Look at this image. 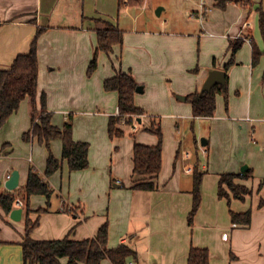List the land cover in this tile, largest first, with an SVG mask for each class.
I'll use <instances>...</instances> for the list:
<instances>
[{"label": "crops", "instance_id": "0c3cea01", "mask_svg": "<svg viewBox=\"0 0 264 264\" xmlns=\"http://www.w3.org/2000/svg\"><path fill=\"white\" fill-rule=\"evenodd\" d=\"M153 1L146 0L140 9L125 8L127 19L122 21L120 15L99 13L103 8L91 0H0V70L29 53L38 27L44 28L38 41L37 99L40 102L46 94L52 123L58 128L72 116L74 140L90 146L88 168L73 172L63 161L61 139L54 140L50 149L37 140L25 141L32 112L29 100L23 101L0 128V194L7 190L5 182L14 171L20 174L18 188L27 185L32 168L43 177L52 153L62 167L48 179L51 204L45 196L31 198L30 219L39 221L33 239H91L107 222L109 248L126 244L137 252L138 259H130L129 264H188L191 247L208 249L211 264H264V55L253 64L254 45L264 51L259 26L264 0H252L251 12L237 0H205L207 13L202 20L200 3L199 10H191L188 2L197 0H184L175 13L191 10L190 22L180 25L173 20V28H168L169 20L156 23L151 16L142 23ZM222 2L224 8L219 7ZM158 11L162 17L166 8ZM105 21L124 31L123 44L110 54L101 52L97 69L89 75L98 31L106 28ZM238 39L243 43L233 57L232 43ZM232 57L235 64L226 73L227 97L217 95L214 117L194 118L187 97L202 91L212 70L225 71ZM117 72L132 74L143 88L135 102L145 115L129 126L132 132L120 124L125 137L111 139L109 123L119 114V95L107 92L104 83ZM152 120L161 124L164 133L163 168L154 191L137 190L132 188L134 146L158 144V137L149 131ZM190 124L193 153L173 136L175 125L184 129ZM202 138L207 145L202 146ZM197 162L205 175L201 207L190 226L194 184L190 176ZM249 170L252 178L237 181L251 190L250 196L243 201L231 195L219 197L221 175H243ZM47 207V212H37ZM231 211H251V225L234 223ZM0 214V264H24L26 210L20 221L1 207ZM101 264L112 263L106 259Z\"/></svg>", "mask_w": 264, "mask_h": 264}, {"label": "trees", "instance_id": "16d2710c", "mask_svg": "<svg viewBox=\"0 0 264 264\" xmlns=\"http://www.w3.org/2000/svg\"><path fill=\"white\" fill-rule=\"evenodd\" d=\"M146 0H118L119 11L127 7L137 8ZM236 4L251 12L254 4L252 0H237ZM226 2L219 4L224 8ZM106 28L98 31V46L88 69L91 75L98 67V56L101 52L110 54L115 46L122 45L124 31L105 21ZM260 30L264 39V10L260 9ZM45 29L38 27L37 34L27 54L19 55L12 66L7 70H0V126L5 125L15 114L23 101L29 100L33 107L31 130L23 135L25 141L37 140L45 144L49 149L54 140L63 142V161H67L71 171H83L89 166V143L77 142L73 138V118L65 123L63 128H58L52 123V113L47 108L46 94L41 97V113L37 115L39 107V56L38 41ZM243 41L238 39L232 43L233 57L241 48ZM264 55L257 45L253 49V64L257 65ZM232 59L225 65V72L235 64ZM197 71V70H195ZM228 78V77H227ZM139 85L130 73L117 72L104 83L107 92H117L119 95V114L110 118L109 136L111 139L123 138L126 133L120 127L123 120L126 125H133L136 120L145 115V111L138 107L135 98ZM227 85L216 86L210 92L197 91L187 97V101L193 107L194 118H211L217 110V95H228ZM153 121V120H152ZM150 132L158 137L156 146H146L136 143L134 146V170L135 178L133 189L154 191L157 186L155 179L163 168V133L161 124L153 121ZM62 167V162L52 153L47 160L45 175L42 177L35 168L30 170L27 185L14 191L6 190L0 194V207L6 215H10L15 209L16 203L22 201L26 210L25 227L26 234L22 243L24 264H101L108 259L112 264H129L130 259H138L137 252L126 244H120L117 248H109V224L106 222L99 230L96 237L85 240H73L70 236L58 240H35L33 231L39 221L30 219V201L32 196L41 195L51 204L53 190L48 179ZM205 172L201 170L197 162L193 172V207L188 217V223L193 226L202 202V182ZM253 177L252 171L243 175L223 174L219 182V197L244 200L252 194L246 186L238 183V179L248 180ZM49 209H39L42 214ZM74 215H78L75 209L65 208ZM251 211L235 213L231 211L232 221L238 225L249 227L251 225ZM1 218V214H0ZM188 264H211L210 251L206 248L191 247Z\"/></svg>", "mask_w": 264, "mask_h": 264}, {"label": "rangeland", "instance_id": "374dc122", "mask_svg": "<svg viewBox=\"0 0 264 264\" xmlns=\"http://www.w3.org/2000/svg\"><path fill=\"white\" fill-rule=\"evenodd\" d=\"M91 1L94 4L99 5V7L103 8L102 11L99 12L102 15L106 16V14H107L108 17L112 16V17H115V18H117L120 15V16H122V21H123V19H127L125 8L123 10L119 11L118 4H117L118 0H91ZM162 1L164 3L162 5H160L159 7H157L156 9H154V5L157 4V3H162ZM200 2H201V0H197L196 2L189 1L188 5L191 8V10L192 9H197L198 8V4ZM183 3H184V0H154L153 4H151L152 6L150 7V9L147 10L146 13L144 14V16L142 18V20H143L142 23H144V21L147 20V18L150 17V16L155 20L156 23L160 22L161 20H169L170 23L168 24V28H173V24H172L173 20L176 23H179L180 25L185 24L187 21L190 22L191 10H190V12H181V14H176L175 13V8H178V6H183ZM137 8L140 9L141 6H139ZM137 8L134 7L132 9H137ZM159 8H166V12L164 13V15L162 17H158L157 11H158ZM198 10H199V8H198ZM109 11H110V13H107ZM193 17H195V16L193 15ZM200 18L202 20V17H200ZM128 19H130V18H128ZM145 22H147V21H145ZM151 23L153 24L152 21H150L149 24L151 25ZM28 105H29L31 111L33 112V107L30 104V102H29ZM39 107L40 108H38L37 115H40V113H41V100L39 102ZM134 123L138 124V122H136V121ZM144 123H142V124L139 123V126L143 127ZM192 125L193 124H190L189 128L186 127L184 129H183V127H180V129H179V127H177L178 125H175L174 126L175 128H173V136H174L175 140H177V141H179L181 143L183 142V146H184V148H186L185 151L189 152L192 149V153H193L194 152V137L192 135V129H191ZM3 126H0V128H2ZM129 126L130 125L126 126V132L127 133H129V131H131V128H130L131 126L130 127ZM194 128H195V132H196L197 129L199 128L198 122H195ZM167 130L169 132V127L168 126H167ZM162 133H163V129H162ZM132 136L134 137V135H132ZM132 136L128 134L127 137H132ZM166 138H167V136H166ZM200 150L201 151H200V155H199L200 157L199 158H202V154L204 152H203V149H201V147H200ZM192 176L193 175H191L190 177L192 178Z\"/></svg>", "mask_w": 264, "mask_h": 264}, {"label": "water", "instance_id": "95a60500", "mask_svg": "<svg viewBox=\"0 0 264 264\" xmlns=\"http://www.w3.org/2000/svg\"><path fill=\"white\" fill-rule=\"evenodd\" d=\"M158 14H160L159 11H158ZM217 85H220V86L226 85V72L224 70H219V69L212 70L209 73V76L203 85L202 91L210 92ZM141 92H143V88L138 87L137 93H141ZM139 122H141V118H139ZM201 144L202 146L207 145V142L204 138H202ZM242 171L245 172L246 167H244ZM19 180H20L19 172L14 171L10 175L9 179L5 182V187L7 188V190H10V191L16 190L19 187ZM10 215L14 221H20L23 215V208L18 207L14 209Z\"/></svg>", "mask_w": 264, "mask_h": 264}, {"label": "built area", "instance_id": "2783aa9c", "mask_svg": "<svg viewBox=\"0 0 264 264\" xmlns=\"http://www.w3.org/2000/svg\"><path fill=\"white\" fill-rule=\"evenodd\" d=\"M200 11H199V15L200 17L204 18L205 17V13H206V3H205V0H201L200 4ZM121 124H126V121L123 120L121 122ZM134 131H136V126L133 128ZM189 155L187 154L186 157H188ZM191 170H188V172H190ZM10 177V176H9ZM16 206L20 207V208H24V203L22 201H18L16 203Z\"/></svg>", "mask_w": 264, "mask_h": 264}]
</instances>
